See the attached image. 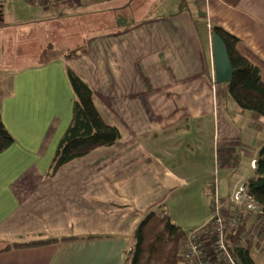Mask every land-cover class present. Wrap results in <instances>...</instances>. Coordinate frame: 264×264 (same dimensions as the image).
<instances>
[{"label":"crops","instance_id":"crops-1","mask_svg":"<svg viewBox=\"0 0 264 264\" xmlns=\"http://www.w3.org/2000/svg\"><path fill=\"white\" fill-rule=\"evenodd\" d=\"M6 1L0 0V119L14 142L0 154V264H126L134 232L147 215L163 212L183 232L200 229L215 195L225 200L235 185L253 177L264 120L240 110L214 83L210 29L238 39L236 52L260 71L264 84V0H183V12L179 6L172 14L83 35L74 50L33 63L23 62L22 51L14 54L10 44L29 41L34 32L28 23L45 15L15 20L29 29L8 31ZM48 1L32 6L72 9L94 0ZM14 3L19 12L30 11L23 0ZM80 11L71 22L93 18ZM59 17L49 19L46 32L57 30ZM66 68L90 89L101 120L120 139L47 178L71 119ZM192 124L197 136L209 129L212 145L185 142ZM191 198L197 202L189 211L183 205ZM176 205L183 209L179 218ZM245 232L254 263L264 264V224L250 217ZM60 238L76 239L7 250L13 243ZM201 242L210 256L208 234Z\"/></svg>","mask_w":264,"mask_h":264},{"label":"trees","instance_id":"trees-1","mask_svg":"<svg viewBox=\"0 0 264 264\" xmlns=\"http://www.w3.org/2000/svg\"><path fill=\"white\" fill-rule=\"evenodd\" d=\"M23 2L31 6L50 3L48 0ZM182 7L183 4L180 5L179 13L183 12ZM210 33L217 34L223 41L233 67L230 83L220 85L223 87V94L240 110L255 113L264 120V84L260 71L236 52L237 38L215 26ZM75 54L76 51H72L68 56ZM65 77L73 95L71 119L56 146L46 172L47 178L53 177L69 162L83 158L97 148L112 147L120 139L118 130L107 126L101 120L93 104L90 89L68 68L65 69ZM13 142L0 119V154ZM243 185L253 205L264 215V145L257 151L253 177ZM185 236L163 212H152L137 226L126 264H181L180 243ZM75 239H38L13 243L7 250L39 248ZM226 240L229 252L237 264H255L251 243L246 239L245 221L237 228L228 230Z\"/></svg>","mask_w":264,"mask_h":264},{"label":"rangeland","instance_id":"rangeland-1","mask_svg":"<svg viewBox=\"0 0 264 264\" xmlns=\"http://www.w3.org/2000/svg\"><path fill=\"white\" fill-rule=\"evenodd\" d=\"M101 1L102 0H94L92 4L72 9L65 7V5H57L56 3L53 4L51 8L39 7L47 9L45 12H38V10H40L39 8L29 5L30 11L26 10V12H19V8L14 3V0L13 2L7 0L4 5V18L5 23L10 24L8 31H25L31 27L32 32H34V34L30 36L29 41L18 42L15 46L13 44L11 45L10 38H7L11 47L10 49H15L13 51L14 54L17 51H22V55L24 56L23 62L31 61L33 63L34 60H43L44 58L49 59L60 53L64 54L67 50H74L76 46H79L83 40H85V36L101 34L111 28L128 27L140 18L172 14L176 12L183 0H105L104 4L101 3ZM192 1H195L194 3L197 5L200 3V0ZM186 4L187 2H184L183 5L185 6ZM80 10H88L93 13V18L82 17L77 22H71L73 16L83 13ZM37 15L41 18L45 15V19H34L31 23H28L31 25L29 27H19L18 25H15L19 20L21 21L27 18L31 19ZM59 16L62 17L63 21L62 23L56 22L57 25L55 27H57V30L52 33L49 31L46 32L44 26L51 25L49 19L59 20ZM46 19L47 21H45ZM15 20L16 22H14ZM64 20H66V22H64ZM58 27H60V29ZM61 30H63L65 35H63V37L59 34ZM77 30H87L88 33L79 32L78 34ZM77 34L79 36H73ZM70 35H72V37ZM29 44H31V47ZM47 44L50 45V48L44 46ZM2 46L4 47V43L1 41L0 48ZM195 129V125L192 124L190 127V137L187 138L184 136L185 142L188 141L187 139L191 138L190 143L192 144L196 141L206 146L209 144L212 145L211 132L207 127L202 130L201 136H199V134L198 136L196 135ZM196 202V199L191 198L188 203L183 205V207H189L190 211L191 208L196 205ZM182 210L181 206L176 205L174 213L177 218L182 216ZM248 218L249 217L246 219ZM184 233L189 234L190 231L185 230Z\"/></svg>","mask_w":264,"mask_h":264},{"label":"built area","instance_id":"built-area-1","mask_svg":"<svg viewBox=\"0 0 264 264\" xmlns=\"http://www.w3.org/2000/svg\"><path fill=\"white\" fill-rule=\"evenodd\" d=\"M255 168V163L251 164ZM247 217H255L264 224V215L247 196L244 185H235L225 200L214 196L210 218L206 226L186 234L180 243L181 264H237L231 256L226 232L237 228ZM209 236V253L202 247V236Z\"/></svg>","mask_w":264,"mask_h":264},{"label":"water","instance_id":"water-1","mask_svg":"<svg viewBox=\"0 0 264 264\" xmlns=\"http://www.w3.org/2000/svg\"><path fill=\"white\" fill-rule=\"evenodd\" d=\"M212 55V67L214 83L216 85H228L233 74V67L226 46L220 37L212 33L210 36Z\"/></svg>","mask_w":264,"mask_h":264}]
</instances>
